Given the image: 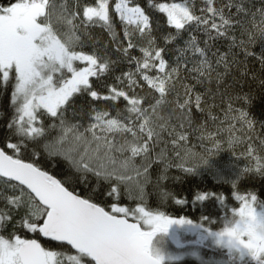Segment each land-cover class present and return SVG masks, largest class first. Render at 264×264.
I'll list each match as a JSON object with an SVG mask.
<instances>
[{
	"label": "snow or ice",
	"instance_id": "obj_1",
	"mask_svg": "<svg viewBox=\"0 0 264 264\" xmlns=\"http://www.w3.org/2000/svg\"><path fill=\"white\" fill-rule=\"evenodd\" d=\"M202 3V14L196 15L193 0H172L158 4L149 0V6L166 14L167 24L175 29V35L169 33L165 42H173L182 31L195 25L204 32L206 46L218 39L229 40V50L243 45L242 40L238 41L235 35L228 34L234 24L225 14V8L230 10L234 6L232 0L220 7H216V0H202ZM64 4L66 0H62L59 6L61 15L57 19L62 17L69 29L62 34L54 29L52 22V17L57 15V0H14L10 6H0V82L6 84L10 75L15 73L12 94L15 116L8 127L14 128L18 136L36 140L45 133L44 127L36 126L38 113L44 110L51 118L59 120L61 128L58 138L43 145L49 159L59 156L76 172L91 173L97 178L109 181L115 179L123 183L131 177L118 174L115 168H110V165L115 164L112 153H130L125 159V168L134 167L132 161L135 157L142 154L148 156L161 138L151 124L149 112H155L164 102V97L170 91V83L179 77L180 69L187 67V63L174 67L169 64L163 55L164 49L156 45L152 36L149 16L134 0H115L114 5L110 0H95L94 5H85L82 11V23L85 26H99L107 31L120 59L112 61L107 53L99 55L94 51L86 54L83 50H77L82 45L80 36L75 32L74 21L80 18V12L74 10L69 13ZM236 7L238 12L244 10L240 5ZM112 12L117 14L123 25V41L118 38ZM261 16L264 17V10H261ZM137 34L141 39L147 37L145 44L134 42L133 38ZM259 38L264 40V28L259 30ZM249 41L252 42L253 37L250 36ZM133 50L141 55H133ZM177 51L179 56L188 52L200 57L193 62L189 72H195L199 77L210 75L212 61L196 36L190 33L185 47ZM228 54L219 52L217 56V53H213L217 56L216 64H223L227 68ZM245 54L254 55L251 52ZM259 59L264 65V51L259 54ZM121 60L135 65V68L130 67L117 75L115 83L107 86L106 95L93 90L90 79L106 75ZM76 62L85 66L77 67ZM57 73L60 74L59 79L55 78ZM65 73H70V76ZM197 82L201 81L198 79ZM144 86L159 94L155 104L149 102V96L138 94L137 89ZM85 92L93 100L112 101L113 106L123 99L125 107L123 110L117 109L115 116L104 109H93V122L84 132H79L77 125H69L65 120L64 107L75 94ZM195 101L199 108L201 96L196 95ZM188 104L189 100L185 99L180 107L185 108ZM229 111L234 110L230 107ZM247 116L246 112L240 111L233 118L246 121L251 128L252 122L247 120ZM85 133L91 134V140ZM116 133L130 134L131 140L117 146L108 138V134ZM69 134L73 137L70 143ZM186 139L185 135L180 134L174 137L173 144ZM22 144L23 141L8 142L6 148L0 147V178L15 181V184L10 185L12 188H21L19 196L5 198L7 211L0 209V227L10 220L13 211L23 208L25 215L18 222L23 228L53 241L66 242L75 250V254L47 250L35 239H22L18 235L8 239L0 235V264H84V258H90L95 264H161V258L149 252L153 236L157 232H166L173 223H190L183 218L173 220L153 214L144 207L130 210L114 203L111 211H106L104 207L90 199L81 198L74 189L69 190L65 186L73 181L71 175L57 179L44 170L36 162L41 155L39 151L32 153V162H25L21 158ZM93 144L95 147H91ZM81 145H84L83 150ZM6 149L11 150L12 154ZM204 162L207 163V160ZM186 171L192 172L193 169ZM137 175H140L139 171ZM81 182H84L83 177ZM25 188L28 190L27 199H24ZM117 192L118 189L113 187L108 195L113 196ZM214 195L202 193L195 198L202 201ZM219 198L224 199L223 196ZM235 199L240 202V207L232 209V214L238 211L242 213L250 202L257 201V196L235 194ZM129 217H133L135 222H129ZM141 222L153 225V230L142 231ZM226 231H222L221 235L224 236ZM256 260L258 264H264V256Z\"/></svg>",
	"mask_w": 264,
	"mask_h": 264
},
{
	"label": "trees",
	"instance_id": "obj_2",
	"mask_svg": "<svg viewBox=\"0 0 264 264\" xmlns=\"http://www.w3.org/2000/svg\"><path fill=\"white\" fill-rule=\"evenodd\" d=\"M14 0H0V6H10ZM57 0V15L52 17L53 27L61 34L67 32L69 26L61 17L60 4ZM95 0H66L64 7L70 13L80 12V18L74 21L75 32L80 36L81 48L86 54L94 51L99 55L107 53L112 61L120 59L115 50L113 40L107 31L99 26H85L82 23V11L85 5H94ZM114 5L115 0H110ZM153 4L172 2V0H151ZM180 2V0H176ZM233 7L225 8V14L233 21V28L229 35H235L237 40L244 43L239 47L229 50V40L218 39L205 45L206 36L201 29L195 25L189 26L187 30L171 43L165 42V37L171 33L175 35V29L167 24L166 14L158 12L149 6V0H134L135 4L143 7L149 16L152 26V36L156 45L164 49L163 55L171 66L187 63V67L181 68L179 77L170 83V91L164 97L155 110L150 111L151 124L160 133V140L150 151L147 157L143 154L133 159L132 165L123 167L126 157L130 153L113 152L115 168L118 174L131 177L130 180L120 182L115 179L105 180L97 178L91 173H79L69 167L62 157L48 158L44 152V143L58 138L61 135L59 120L51 118L44 110L38 113L36 126H42L45 133L36 140H30L15 134L14 128H9V123L15 116V108L12 104L15 76L10 75L9 81L4 84L0 82V147L6 148L8 142L20 143L21 158L25 162H32V153L39 151L41 155L36 162L42 168L54 175L57 179H63L71 175L73 181L65 186L69 190H75L81 198L90 199L98 206L111 211V205L127 207L135 210L144 207L146 211L153 214H161L169 218H184L193 224L199 225L207 233L222 231L225 223L232 216V209H238L240 202L235 199V194L244 196L256 195L258 203L256 207L264 210V65L261 64L259 54L264 51V40L259 38V30L264 28V0H232ZM228 0H216V7L227 4ZM78 4V6H77ZM236 5L242 6L243 11H237ZM202 0H193V9L196 15H201L203 7ZM119 40L123 41V25L117 18L116 13H111ZM190 33L197 37L201 47H205L208 58L212 61L210 75L199 77L195 72H189L194 61L199 56H192L186 52L179 56L178 48L185 47V41L189 39ZM253 41H249V37ZM134 42L145 44L147 37L141 39L139 34ZM126 44V42H125ZM107 45V47H105ZM246 45V47H245ZM228 52L225 68L223 64L217 65L216 59L219 52ZM245 52L254 53L246 55ZM213 53H217L214 56ZM133 55L141 54L133 50ZM179 56V59L177 57ZM77 67L85 66L77 64ZM135 65L120 61L113 65L112 69L104 76L91 78L90 83L93 90L106 95L108 85L115 83V77ZM64 75L69 76V73ZM56 79L60 75H56ZM201 82L198 83L197 80ZM186 89L187 94H186ZM139 95L149 96V102L155 104L159 94L144 86L137 89ZM200 95V107L197 108L195 96ZM185 99L189 104L181 108ZM125 101L120 99L113 106L112 101L93 100L86 92L75 94L64 107V118L69 125L78 126L79 132H84L88 127L93 114V109H104L115 116L117 109L123 110ZM147 107V105H145ZM234 111H229V108ZM240 111L248 114L247 120L252 122L250 128L246 121L237 120L233 117L239 115ZM99 134V132H98ZM183 134L187 139L179 144H173L174 137ZM89 140L91 134L85 133ZM108 138L119 146L126 140H131L130 134L116 133L108 134ZM72 134L68 136V142H72ZM217 145L219 147H217ZM84 145H81L83 150ZM95 147V145H91ZM7 150V149H6ZM12 154L11 150H7ZM179 152V155H177ZM207 160V163L204 161ZM147 168L145 172L144 169ZM193 169L192 172L186 169ZM139 171L140 175H137ZM81 177L84 182H81ZM15 184L0 178V209L7 211L6 197L19 196L21 188H12ZM115 187L117 194L109 196L110 190ZM24 199H27V190L24 189ZM202 193H215L205 200H197L195 197ZM223 196L224 199L219 197ZM177 201H183L177 203ZM25 215L23 208L13 211L8 222L0 227V235L12 239L18 235L22 239H36L42 247L47 250L60 251L75 254L68 246L54 243L41 238L40 233H32L18 223ZM130 221H135L129 219ZM141 230L144 227L140 225ZM160 233V232H159ZM158 247L169 253H178L181 249L193 248L197 252V258L184 256L180 259H164L161 264H258L252 258L243 261L231 256L220 244L212 243L209 239L195 241L192 237L178 241H186L183 245L172 244L166 237L158 234L156 236ZM84 264H94L89 258H84Z\"/></svg>",
	"mask_w": 264,
	"mask_h": 264
},
{
	"label": "rangeland",
	"instance_id": "obj_3",
	"mask_svg": "<svg viewBox=\"0 0 264 264\" xmlns=\"http://www.w3.org/2000/svg\"><path fill=\"white\" fill-rule=\"evenodd\" d=\"M76 63L81 64L80 62H76ZM80 67H84V66H80ZM13 75L15 76L14 72H13ZM56 75H60V74L57 73ZM256 209L258 212H261L262 214H264L263 209L258 208V207H256ZM129 219L135 220L133 217H129ZM171 219L179 220V219H174V218H171ZM141 224L144 226L142 228V231H152L153 230V227H154L153 225L143 224V222H141ZM221 232L222 231H219L215 234L207 233L199 225L193 224L191 222L184 223V224L173 223L168 227V230L166 232H160V233L157 232L153 236L150 242V245H149V252L154 257L161 258V261L167 258L168 259H180L186 255L197 258V252L193 248L189 249V248L184 247L183 249L178 251V253L176 254L169 253L168 251L166 252L162 250L160 246L158 247V243H157L158 238H156L158 234L159 235L161 234L162 237H166V239H168V241H170L174 245H176L177 243H179L180 245H183L186 241L181 242V240L187 237H192L193 239H195V241H198V242L203 241L204 239H209L211 240L212 243L220 244L231 256L235 257L237 260L243 261L245 259L251 258L246 249L230 241L227 237L222 236ZM178 236L181 238L180 242L178 241Z\"/></svg>",
	"mask_w": 264,
	"mask_h": 264
},
{
	"label": "clouds",
	"instance_id": "obj_4",
	"mask_svg": "<svg viewBox=\"0 0 264 264\" xmlns=\"http://www.w3.org/2000/svg\"><path fill=\"white\" fill-rule=\"evenodd\" d=\"M257 203L250 202L242 213L232 214L222 229L227 230L224 236L246 249L253 260L264 256V214L257 211Z\"/></svg>",
	"mask_w": 264,
	"mask_h": 264
},
{
	"label": "water",
	"instance_id": "obj_5",
	"mask_svg": "<svg viewBox=\"0 0 264 264\" xmlns=\"http://www.w3.org/2000/svg\"><path fill=\"white\" fill-rule=\"evenodd\" d=\"M2 179H5L6 180V178H2ZM11 182H13V183H16L15 181H11ZM26 189V188H25ZM27 190V189H26ZM28 191V190H27ZM129 222H135V221H130L129 220ZM41 235V234H40ZM41 238L42 239H44V240H47V241H51V242H54V243H61V244H64V245H66V246H68L72 251H74L75 252V250H73L72 248H71V246L70 245H68L66 242H57V241H53V240H51L50 238H46V237H43L42 235H41ZM36 240V239H35ZM37 242H39L38 240H37ZM40 243V242H39ZM41 244V243H40ZM42 246V245H41ZM90 259V258H89ZM91 260V259H90ZM92 261V260H91ZM94 264H95V262L94 261H92Z\"/></svg>",
	"mask_w": 264,
	"mask_h": 264
}]
</instances>
